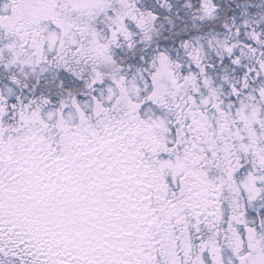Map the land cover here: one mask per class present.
<instances>
[{
    "label": "snow or ice",
    "instance_id": "obj_1",
    "mask_svg": "<svg viewBox=\"0 0 264 264\" xmlns=\"http://www.w3.org/2000/svg\"><path fill=\"white\" fill-rule=\"evenodd\" d=\"M0 264H264V0H0Z\"/></svg>",
    "mask_w": 264,
    "mask_h": 264
}]
</instances>
